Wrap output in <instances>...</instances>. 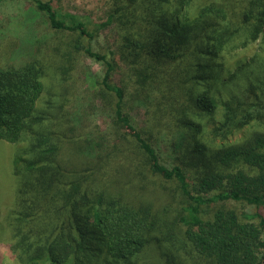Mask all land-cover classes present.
I'll return each mask as SVG.
<instances>
[{"label": "trees", "instance_id": "obj_1", "mask_svg": "<svg viewBox=\"0 0 264 264\" xmlns=\"http://www.w3.org/2000/svg\"><path fill=\"white\" fill-rule=\"evenodd\" d=\"M28 1L50 29L76 32L85 38L86 44L78 41L74 48L104 65L101 84L116 97L114 122L130 132L148 171L174 181L185 202H189L190 217L183 230V242L191 247V252L209 258L213 264H264V133H253L240 143L228 141L250 122L264 123V58L255 55L246 63L236 62L237 67L229 77L222 75L224 63L219 61L225 44L239 27H231L223 14L222 25L203 18L205 9L191 15L187 7L193 0H174L173 10L167 8V3L173 0H110L105 19L93 23L91 29L82 17L61 12L52 4L53 0ZM239 17L241 22L252 19L264 22V0H247ZM111 25L116 29L115 49L107 53L93 50L90 41L95 32ZM261 35L264 43V32ZM38 42L36 39L17 41L10 47L5 66H0V142L26 143L12 159L15 204L7 211V225L20 251L35 256L36 249L46 260L43 264L128 261L148 244L146 233L154 222L151 204L130 194L128 203H123L125 198L114 197L101 188L88 194L82 188L86 176L82 180L69 179L67 183L62 181L68 180H60L55 170L59 167L55 161L59 143L54 144L50 132L40 128L46 117L37 108L45 90L36 58ZM259 47L264 50L263 45ZM121 60L136 85L132 97L145 104L149 115L152 111V124L158 119L147 87L154 86L155 73L163 65L186 62L181 76L174 82L176 101L172 108L179 114L178 118L173 125L155 123L165 126L162 133L172 132L166 142L177 162H164L158 152L159 142L148 137L143 128L135 127L129 115L122 111L124 91L109 82L110 72ZM203 76L210 80L207 86L201 83ZM241 82H245L242 87ZM238 83L241 92L220 97V86ZM44 145L42 151L47 159L41 163L33 152ZM100 146L99 136L90 137L84 153L93 156ZM36 169L41 171L36 183L25 184L29 173ZM49 173L53 174V178L49 176L53 183L41 180L48 187L39 196L41 176ZM35 199L52 206L57 213L52 219L57 225L47 238L41 237L43 241L25 242L24 250L26 236L15 221L25 214L17 204L23 200L34 205ZM228 200L251 205L252 212L240 215L220 206L211 213L208 211L210 206ZM204 208L208 209L204 211ZM204 212L210 218H204ZM180 221L185 222V217ZM29 246L35 249L28 250Z\"/></svg>", "mask_w": 264, "mask_h": 264}, {"label": "rangeland", "instance_id": "obj_2", "mask_svg": "<svg viewBox=\"0 0 264 264\" xmlns=\"http://www.w3.org/2000/svg\"><path fill=\"white\" fill-rule=\"evenodd\" d=\"M246 3L247 0H193L187 7L188 11L192 12L191 15L205 9L203 18L218 21L222 25L224 16L231 22V27H239L219 56V61L224 63L222 75L225 77H229L237 67L236 62L246 63L255 55L264 58V50L259 47L260 44L264 47V43H261L264 22H256L255 19L241 22L240 11ZM52 4L61 12H70L82 17L87 28L91 29L93 23L105 19L110 0H53ZM174 7V0L167 3L169 10ZM34 9L28 0L0 1V66H5L10 47L17 41L39 40L36 58L42 70L45 90L37 108L42 110L46 117L41 121L40 128L50 132L54 144L59 143L55 153V161L59 167L55 170L58 171L60 180H68L62 181L67 183L72 179L82 180L83 176H86L87 179L82 181L81 187L88 194L101 188L114 197L125 198L123 203H128L130 194L139 196L143 203L151 204L154 222L146 233L148 244L128 261L119 264H213L209 258L195 255L191 252V247L183 242V230L190 217L187 207L189 202H185L174 181L163 179L148 171L130 132L114 122L116 97L113 91L107 90L101 84L104 65L87 56L82 50L74 48V43L81 41L86 44V39L79 37L76 32L50 29L44 22V17ZM150 28L151 25L148 26V29ZM115 40L116 29L111 25L95 32L90 44L93 50L107 53L115 49ZM114 58L119 59L115 55ZM185 65L186 62L183 61L163 65L160 71L155 73L157 81L154 86L149 89L147 87V95L154 103V112L158 119L155 123L158 121L159 124L173 125L178 118L179 114L172 108L176 101L174 82L181 76ZM209 81L205 76L201 78L204 86H207ZM109 82L123 89L122 111L129 115L135 127L143 128L148 137L159 142L158 152L164 162H177L174 160L176 155H172L168 149L169 142H166V138L167 141L170 140L172 132L169 134L165 130V133H162L165 126L152 124V111L149 115L145 104L132 97L136 85L124 61H119L116 68L110 72ZM244 84L245 82H241V87ZM240 90L239 83L225 85L220 86L219 94L220 97L226 98L232 93L241 92ZM219 116L220 112L217 114V117ZM253 133H264V123L252 121L250 125L236 131L228 141L240 143L250 138ZM94 136L100 137L101 146L91 156L84 152L88 139ZM26 138L29 139V136ZM25 144V141L17 144L0 142V264H43L46 261L32 246H29L28 250L34 248L35 256L20 251L5 219L7 211L14 208L15 204L12 159L14 154L19 153V147ZM44 147L45 145L33 152L41 163L47 159V155L42 151ZM184 158L188 159L185 156ZM40 175L41 171L32 170L25 184L30 185L31 181L36 183L37 176ZM49 176L53 178L52 173L42 174L37 188L39 196L47 192L48 187L42 185L41 180L46 179L53 183ZM47 196L48 193L44 199ZM219 206L231 208L240 215L243 212H252L251 205L235 200L214 204L209 209L204 208V211L208 209L211 213ZM17 207L24 209L22 212L25 214L15 221L21 227V233L26 236L23 237L24 250L25 242L29 244L32 240L43 241L42 238H47L57 225L52 219L57 213L51 209L52 206L48 207L42 201L35 199L32 205L31 202L27 204L21 200ZM209 215L204 212V218H210ZM183 216L185 222L180 221Z\"/></svg>", "mask_w": 264, "mask_h": 264}]
</instances>
